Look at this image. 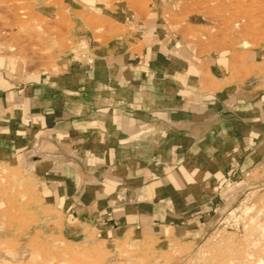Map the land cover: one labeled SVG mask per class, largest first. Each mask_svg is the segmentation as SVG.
Segmentation results:
<instances>
[{
    "label": "crops",
    "instance_id": "0c3cea01",
    "mask_svg": "<svg viewBox=\"0 0 264 264\" xmlns=\"http://www.w3.org/2000/svg\"><path fill=\"white\" fill-rule=\"evenodd\" d=\"M151 37L140 53L117 46L112 57L82 38L80 61L70 52L45 74L0 61V154L26 157L49 144L41 193L65 224L105 241L204 228L239 203L231 167L264 181V88L219 90L217 61L159 52Z\"/></svg>",
    "mask_w": 264,
    "mask_h": 264
},
{
    "label": "rangeland",
    "instance_id": "374dc122",
    "mask_svg": "<svg viewBox=\"0 0 264 264\" xmlns=\"http://www.w3.org/2000/svg\"><path fill=\"white\" fill-rule=\"evenodd\" d=\"M88 1L66 13L53 11L65 0H0V61L51 73L70 52L80 61L88 50L82 38L94 55L103 49L112 57L117 46L140 53L154 35L159 52L217 61L219 90L264 88V0ZM34 149L26 157L0 154V264H264V181L236 172L229 183L239 203L202 229L186 224L146 238L111 232L115 240L105 241L53 210L39 189L51 160L40 154L51 146Z\"/></svg>",
    "mask_w": 264,
    "mask_h": 264
},
{
    "label": "built area",
    "instance_id": "2783aa9c",
    "mask_svg": "<svg viewBox=\"0 0 264 264\" xmlns=\"http://www.w3.org/2000/svg\"><path fill=\"white\" fill-rule=\"evenodd\" d=\"M81 44H82V46H81V47H82L81 50L86 49V45L84 44L83 41L80 42V45H81ZM81 50H80V51H81ZM85 53H86V52H83V51H82V54H81V55H82V56H85V55H86ZM88 63H90V61H88ZM236 172H237V169H235L234 167H231L230 170L227 172V178H228V179L233 178V176L235 175ZM117 198H118V197H117Z\"/></svg>",
    "mask_w": 264,
    "mask_h": 264
},
{
    "label": "bare ground",
    "instance_id": "6f19581e",
    "mask_svg": "<svg viewBox=\"0 0 264 264\" xmlns=\"http://www.w3.org/2000/svg\"><path fill=\"white\" fill-rule=\"evenodd\" d=\"M264 23V22H263Z\"/></svg>",
    "mask_w": 264,
    "mask_h": 264
}]
</instances>
